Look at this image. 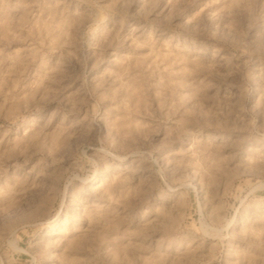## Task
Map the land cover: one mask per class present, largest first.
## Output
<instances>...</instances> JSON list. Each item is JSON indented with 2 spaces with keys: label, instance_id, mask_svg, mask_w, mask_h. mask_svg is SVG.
Masks as SVG:
<instances>
[{
  "label": "rangeland",
  "instance_id": "rangeland-1",
  "mask_svg": "<svg viewBox=\"0 0 264 264\" xmlns=\"http://www.w3.org/2000/svg\"><path fill=\"white\" fill-rule=\"evenodd\" d=\"M0 264H264V0H0Z\"/></svg>",
  "mask_w": 264,
  "mask_h": 264
}]
</instances>
